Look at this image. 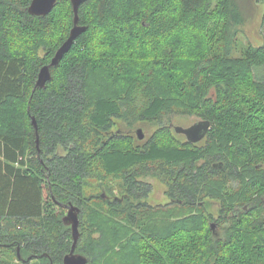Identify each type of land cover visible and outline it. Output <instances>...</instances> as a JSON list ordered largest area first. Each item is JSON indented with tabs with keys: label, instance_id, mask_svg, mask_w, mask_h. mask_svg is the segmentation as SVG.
Instances as JSON below:
<instances>
[{
	"label": "trees",
	"instance_id": "obj_1",
	"mask_svg": "<svg viewBox=\"0 0 264 264\" xmlns=\"http://www.w3.org/2000/svg\"><path fill=\"white\" fill-rule=\"evenodd\" d=\"M30 1L0 0V264H63L72 238L57 208L70 203L86 264H264V43L238 42L242 6L85 0V30L39 87L73 10L57 0L35 16ZM173 111L209 120L204 140L176 138ZM118 120L159 126L139 140L113 134ZM144 175L165 184L168 223Z\"/></svg>",
	"mask_w": 264,
	"mask_h": 264
},
{
	"label": "rangeland",
	"instance_id": "obj_2",
	"mask_svg": "<svg viewBox=\"0 0 264 264\" xmlns=\"http://www.w3.org/2000/svg\"><path fill=\"white\" fill-rule=\"evenodd\" d=\"M239 6H242V11L244 14V22L236 27H233L232 31H237L236 37L238 39V42L241 44H246V43H251L254 46H259L264 43V0H234ZM208 38V37H207ZM200 43H202V39H200ZM199 43V44H200ZM194 55V52L189 51L187 53V56L182 58V62L180 63L181 65L189 64L191 63L192 56ZM180 67V65H179ZM260 72H262V75L264 76V67L261 68ZM172 116L170 117L168 121L172 123L173 125H181V126H188L192 124L193 122L201 119L200 117H197L196 115H191V114H185V113H179L176 111L171 112ZM168 118L165 116V120ZM166 121V123L168 122ZM168 122V123H169ZM123 121L118 120L116 121L114 127L112 128L113 134H118V132L121 133H133L136 136V129L141 128L144 134V138L141 140H145L148 138L151 134L154 133V131L158 128V124L156 123H148V122H139V121H134L131 123L129 129L126 126H123ZM170 129L171 132L178 138L179 140H184V136L182 134H178L174 132L173 128L171 127ZM161 135V134H159ZM162 134L161 136H163ZM94 169L95 171L100 169V166L98 164V161L94 163ZM142 180L147 181L151 185V189L149 194L147 195L145 201L147 202L148 205L152 206H164L162 207L164 209L163 211V221L165 223H168L171 221V219H174L172 216V213L174 210L171 211L173 206H170V200L166 195V186L165 184L160 181L158 178L150 175H144L141 177ZM90 187L88 188L87 193H96L99 190L100 187V182L97 181L94 178L90 179ZM46 193V192H45ZM104 193V192H102ZM114 196H117L119 198L122 197L121 190L119 188L114 189ZM112 196V195H111ZM112 196V197H114ZM206 201V212L211 213L214 216L218 214L219 208H220V203L216 199H204ZM59 212H63L62 215L65 214L66 209L63 207L57 208ZM195 213V211H194ZM157 215V214H156ZM179 216H183L180 215ZM211 224L214 223L215 226V221L210 220Z\"/></svg>",
	"mask_w": 264,
	"mask_h": 264
},
{
	"label": "water",
	"instance_id": "obj_3",
	"mask_svg": "<svg viewBox=\"0 0 264 264\" xmlns=\"http://www.w3.org/2000/svg\"><path fill=\"white\" fill-rule=\"evenodd\" d=\"M57 0H31L27 8L28 12L35 16H44L48 14ZM85 0H70L72 10H73V25L69 29L67 38L63 43L58 47L55 54L51 58V61L48 64H45L40 67L35 86L43 87L45 82L48 81L51 77L50 67L56 65L62 55L67 52L74 41V39L85 30V26L78 24V8ZM32 124L36 129V121L34 117L31 118ZM170 127L173 128L174 132L181 133L185 136L186 141L189 143H197L201 141L210 128V121L207 119H199L188 126L173 125L170 123ZM136 135L139 140L144 138V134L141 128L136 129ZM79 213L80 208L74 204L67 205V212L62 216V222L69 226L71 231L72 243L70 250L63 257V264H86L87 258L75 252V246L80 236L79 232ZM211 227H214V223L211 224ZM19 257V253L17 252Z\"/></svg>",
	"mask_w": 264,
	"mask_h": 264
},
{
	"label": "flooded vegetation",
	"instance_id": "obj_4",
	"mask_svg": "<svg viewBox=\"0 0 264 264\" xmlns=\"http://www.w3.org/2000/svg\"><path fill=\"white\" fill-rule=\"evenodd\" d=\"M178 134H179V133H178ZM180 134H181V133H180ZM182 135H183V134H182ZM183 136H184V135H183ZM204 138H205V137H204ZM204 138H203L201 141H203V140H204ZM184 140L186 141V138H185V136H184ZM201 141H199V142H201ZM197 143H198V142H197ZM64 209H66V212H67V206H65V207H64ZM66 212H65V213H66Z\"/></svg>",
	"mask_w": 264,
	"mask_h": 264
}]
</instances>
